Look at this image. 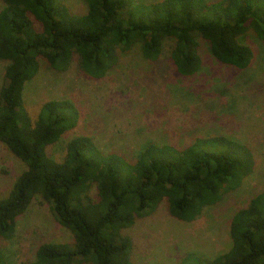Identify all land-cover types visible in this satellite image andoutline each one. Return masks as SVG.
<instances>
[{
    "label": "trees",
    "instance_id": "16d2710c",
    "mask_svg": "<svg viewBox=\"0 0 264 264\" xmlns=\"http://www.w3.org/2000/svg\"><path fill=\"white\" fill-rule=\"evenodd\" d=\"M86 13L71 14L63 0H0V144L25 170L0 199V239L12 236L16 220L33 199L48 203L73 245L45 243L27 264H133L124 229L153 214L162 202L173 218L192 222L235 190L251 172V150L227 137L198 139L182 150L146 144L132 163L101 151L91 138L70 140L61 161L47 148L75 128L78 111L68 100L45 102L33 121L23 102L25 85L40 60L67 71L77 58L81 73L101 79L118 63V52L137 47L157 61L168 42L180 76L201 69L198 40L218 62L246 69L253 58L242 37L264 41V0H82ZM37 25V26H36ZM209 147L211 149H207ZM95 187L97 197L90 190ZM230 247L212 260L189 256L187 264H264V191L229 223ZM0 264H9L0 247Z\"/></svg>",
    "mask_w": 264,
    "mask_h": 264
},
{
    "label": "rangeland",
    "instance_id": "374dc122",
    "mask_svg": "<svg viewBox=\"0 0 264 264\" xmlns=\"http://www.w3.org/2000/svg\"><path fill=\"white\" fill-rule=\"evenodd\" d=\"M159 1L132 0V6ZM63 2L75 16L86 13L82 0ZM241 40L253 52L244 70L218 62L209 53L208 44L199 39L202 64L193 76L176 73L170 60L172 43L168 42L154 62L143 59L137 47L119 51L117 65L98 80L81 73L76 57L65 72L40 60L38 73L25 85L24 107L33 121L50 100H68L78 111L75 128L47 148V154L56 161L63 159L66 144L79 136L91 138L104 153L116 154L130 163L148 143L182 150L198 139L222 136L251 150L252 172L196 220L173 218L162 202L153 214L124 229L122 233L133 242V264H187L189 256L212 260L226 253L231 218L264 191V41L252 31ZM6 65L0 61V88L5 83ZM24 170V164L0 144V199ZM90 195L97 197L95 187ZM45 243L72 246L74 241L48 203L36 197L17 218L12 236L0 239V247L9 264H27Z\"/></svg>",
    "mask_w": 264,
    "mask_h": 264
}]
</instances>
